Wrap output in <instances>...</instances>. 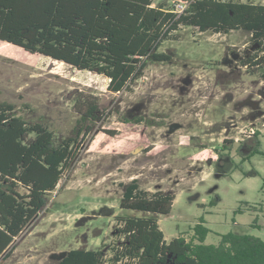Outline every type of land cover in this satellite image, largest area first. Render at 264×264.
<instances>
[{"label":"rangeland","instance_id":"374dc122","mask_svg":"<svg viewBox=\"0 0 264 264\" xmlns=\"http://www.w3.org/2000/svg\"><path fill=\"white\" fill-rule=\"evenodd\" d=\"M159 3L172 4L153 0ZM176 33L158 49L171 61L148 63L131 92L120 93L109 92L101 75L0 41V100L13 104L16 116L48 125L55 145L73 137L78 99L98 98L105 113L0 264H57L72 249L107 252L114 217L127 213L119 209L124 186L133 179L144 191L174 197L158 219L167 241L188 238L201 216L207 244L228 232L264 240V229L250 226L254 213H233L264 203V157L254 153L264 152V80L241 65L253 49L250 33ZM252 101L262 112L250 117ZM252 170L258 175H248Z\"/></svg>","mask_w":264,"mask_h":264},{"label":"trees","instance_id":"16d2710c","mask_svg":"<svg viewBox=\"0 0 264 264\" xmlns=\"http://www.w3.org/2000/svg\"><path fill=\"white\" fill-rule=\"evenodd\" d=\"M172 4L153 0H0V41L93 72L108 79L107 90L131 92L148 63H165L159 53L166 40H176L182 27L228 34L250 33L253 48L241 65L264 80V3L240 0H184L178 15ZM175 34V35H174ZM73 137L55 145L48 125L28 122L15 114L13 104L0 100V259H7L13 241L37 217L55 191L93 127L105 116L98 98L86 96L74 106ZM112 134L114 132H106ZM255 154L264 157V152ZM250 176L258 175L255 170ZM264 185V182H263ZM174 197L147 192L133 179L124 186L114 217L113 240L107 252L69 250L57 264H264V240L228 232L218 244L205 243L210 233L203 216L182 234L165 240L160 215H168ZM210 206L215 205L211 201ZM254 213L250 226L264 229V203L240 205L233 213Z\"/></svg>","mask_w":264,"mask_h":264},{"label":"built area","instance_id":"2783aa9c","mask_svg":"<svg viewBox=\"0 0 264 264\" xmlns=\"http://www.w3.org/2000/svg\"><path fill=\"white\" fill-rule=\"evenodd\" d=\"M187 6H188V3L186 1H184V0L174 2L173 3V8H172L173 11L172 12L180 15L186 10Z\"/></svg>","mask_w":264,"mask_h":264},{"label":"flooded vegetation","instance_id":"af4514ba","mask_svg":"<svg viewBox=\"0 0 264 264\" xmlns=\"http://www.w3.org/2000/svg\"><path fill=\"white\" fill-rule=\"evenodd\" d=\"M249 99V98H248ZM247 99V100H248ZM246 104H247V101H246ZM250 104H251V108H252V111H253V113L252 114H250L249 113V116L250 117H253L254 116V114H258V113H261L262 111L260 110V105H259V101H252L251 103H249L248 105L250 106ZM230 123V122H229ZM228 123V124H229ZM228 124H226V126H228Z\"/></svg>","mask_w":264,"mask_h":264},{"label":"water","instance_id":"95a60500","mask_svg":"<svg viewBox=\"0 0 264 264\" xmlns=\"http://www.w3.org/2000/svg\"><path fill=\"white\" fill-rule=\"evenodd\" d=\"M175 127H177V126L174 125L173 128H175ZM173 128L170 131H173Z\"/></svg>","mask_w":264,"mask_h":264}]
</instances>
